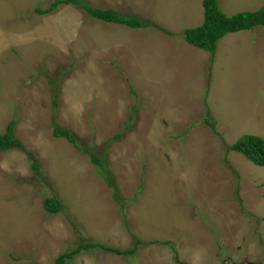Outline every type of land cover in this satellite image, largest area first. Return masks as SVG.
I'll use <instances>...</instances> for the list:
<instances>
[{"label": "rangeland", "instance_id": "1", "mask_svg": "<svg viewBox=\"0 0 264 264\" xmlns=\"http://www.w3.org/2000/svg\"><path fill=\"white\" fill-rule=\"evenodd\" d=\"M53 1L0 0V132L14 120L24 146L0 150V264H54L79 244L62 264H264V165L230 149L264 140V25L212 53L182 37L202 0H86L147 28L73 4L34 12ZM55 125L105 157L117 199Z\"/></svg>", "mask_w": 264, "mask_h": 264}, {"label": "trees", "instance_id": "2", "mask_svg": "<svg viewBox=\"0 0 264 264\" xmlns=\"http://www.w3.org/2000/svg\"><path fill=\"white\" fill-rule=\"evenodd\" d=\"M60 4H73L82 9L89 16L109 23H117L129 28H147L150 26L158 27L152 20L143 18L137 14L120 12L113 8H99L91 5L86 0H54L47 7H35L34 12L42 15L50 13ZM203 20L200 24L193 27H187L182 30V37L186 42L204 50L214 53L217 41L229 32L240 30H250L255 26L264 25V6L256 10L238 11L226 15L219 9L217 0H202ZM53 83L51 79L48 81ZM15 121L11 120L6 129L0 132V150L6 151L12 148L24 149L22 142L14 134ZM55 136L64 137L78 149L82 150L95 165L102 170L100 175L106 181L107 185L115 192L113 197L118 198V187L115 176L107 166V161L102 154H95L92 150L85 148L78 142L75 133L67 128L55 125L53 128ZM231 150L238 151L257 165H264V140L263 138L246 134L238 138L230 146ZM38 159L32 157V168H38ZM44 207L50 213H58L63 209V204L55 196H46L44 198ZM86 245L79 244L73 251L64 252L58 255L54 264H62L65 258L77 252ZM111 251L119 254L120 250L112 248ZM132 251V250H131ZM130 251V252H131Z\"/></svg>", "mask_w": 264, "mask_h": 264}, {"label": "clouds", "instance_id": "3", "mask_svg": "<svg viewBox=\"0 0 264 264\" xmlns=\"http://www.w3.org/2000/svg\"><path fill=\"white\" fill-rule=\"evenodd\" d=\"M47 14H48V13H47ZM255 27H256V26H255ZM255 27H254V28H255ZM254 28H253V29H254ZM253 29H250V30H253ZM229 33H231V32H229ZM226 34H227V33H226ZM224 36H225V35H224ZM76 148H77V147H76ZM83 153H84V152H83ZM90 162H91V161H90ZM91 163H92V162H91ZM92 164H93V163H92ZM93 166H94L95 169H96V166H95L94 164H93ZM107 166H108V165H107ZM98 167H99V166H98ZM108 168H109V167H108ZM98 170H101L100 167H99L98 169H96V171H98ZM101 171H102V170H101ZM112 173H113V172H112Z\"/></svg>", "mask_w": 264, "mask_h": 264}]
</instances>
